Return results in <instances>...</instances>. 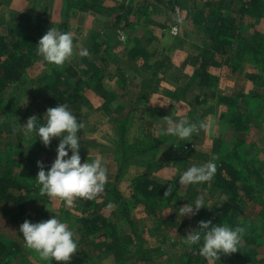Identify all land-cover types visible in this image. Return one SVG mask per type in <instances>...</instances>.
<instances>
[{
  "label": "crops",
  "instance_id": "1",
  "mask_svg": "<svg viewBox=\"0 0 264 264\" xmlns=\"http://www.w3.org/2000/svg\"><path fill=\"white\" fill-rule=\"evenodd\" d=\"M83 1L90 6L84 11L76 7L77 0H0V15H5L2 20L7 21L28 14L30 22L38 21L22 29L26 30V36L42 37L51 27L72 34L74 54L61 66L46 63L37 50L30 52L32 65L35 64L30 70L36 75L33 77L43 78L38 75L45 73L49 77L46 82L52 81L54 70L71 67L78 72L85 63L97 71L75 105L80 108V114L89 113L86 118L82 115L83 126L90 121L96 134L101 127H110L105 139L95 143L100 149L110 151V173L119 193L130 189L129 185L144 175L172 180L193 166L194 161L204 162L215 153L222 143L220 115L225 108L218 99L223 95L246 97L238 101L237 110L247 117L248 132L238 137L250 148L252 145L264 151V100H258L264 98V76L256 83L253 69L244 75L234 74L227 60L222 62L225 57L210 55L208 61L203 60L204 52H196L198 48L190 41L192 30L184 31V25L180 26L184 40L163 36L172 14L164 10L159 0ZM118 8L122 12H117L123 17L122 24L114 23L113 16L109 17L107 12ZM142 13L149 14V22L146 19L143 23ZM8 23L3 25L0 16V30ZM131 28H136L137 33L128 38L130 34L126 31ZM122 34L127 36L126 40H121ZM83 48L88 50V56L79 55ZM104 69L106 74H99ZM202 69L209 75L211 85L198 91L196 76ZM165 117L174 121L186 117L199 130L190 140L165 135ZM209 124L211 130L202 126ZM257 131L262 137L260 144L254 140ZM130 217L134 221L133 214Z\"/></svg>",
  "mask_w": 264,
  "mask_h": 264
},
{
  "label": "rangeland",
  "instance_id": "2",
  "mask_svg": "<svg viewBox=\"0 0 264 264\" xmlns=\"http://www.w3.org/2000/svg\"><path fill=\"white\" fill-rule=\"evenodd\" d=\"M159 1L164 5V10L172 14V17L168 21L169 23H167V29L162 33L163 36L171 35V29L176 27L177 34L175 36L172 35V38L184 40L180 35V26L184 25L182 27L184 31L189 32L192 30L190 41L193 42L195 48H198L196 52L202 54L201 52H206L207 50L203 47V45H207V32L205 31L206 17L215 10H218L221 14L230 17L240 27L238 30L243 39L249 42H253L254 40L260 41V45L263 46L264 55V0H260V5L255 9L249 5V0ZM183 14H185L184 24H181ZM0 16L3 25L9 22L8 26L0 30V34L6 37L7 40L11 38L10 33L21 37L22 29L29 28L38 23L36 20L33 23L30 22L28 14L14 16L7 21L2 20L5 18V15ZM8 17L10 18L9 15L7 19ZM149 17L147 13L141 14L143 23L146 19L149 22ZM122 22L121 20L119 23L122 24ZM125 24H128V22ZM126 32L130 34L128 38L137 33L136 28L128 29ZM202 48H204L203 51H198L199 49L202 50ZM210 55L209 53L208 58ZM249 58V55H244L239 72L244 75L253 69L252 71L256 72L254 73L255 78L253 81L259 83L263 80L262 76H264V56L262 54L257 56L259 63L256 65H254V62L250 64L248 62ZM226 60L227 58L225 57L222 62L224 63ZM233 64H236L235 59L232 61ZM82 65L78 72L84 82L81 87L83 90L86 85H90L93 82L92 75L97 74V71H92L93 68L87 66L86 63ZM32 66L34 67L35 64L32 65L31 63V66L25 71L22 83L18 87L13 85L2 93L5 102L0 109V150L5 153V157H7L6 155H10L14 162V172L19 177L23 175L25 183L29 184L36 181V185L38 186L36 180L39 171L37 162H41L47 171V168L55 160V149L59 143V138H53L49 147H40L41 142L39 137L34 138L32 135H25L22 130L21 125L26 124L29 117L36 116L39 120L48 109L45 103L46 93H44V90L50 86V83H53V80H47L46 82V79L49 77H45V73L38 75L43 78L33 77L36 75L34 72H30ZM99 74L105 75L106 70H102ZM204 93L208 94L206 91ZM6 107L9 109L6 110ZM259 109H257V112H259ZM69 110L76 117L77 121L83 124V114H80V108L73 105L69 107ZM88 114L84 113L83 118H86ZM261 114L262 112H260ZM222 115L224 113L220 115L219 136L221 139ZM91 128L89 121L78 132L81 145V163L103 158V163L108 170V182L104 185L103 190L94 199L90 200V205L85 204L87 199L80 201L77 198L71 206L59 200L48 199L45 203L40 201H36L33 205L28 203L26 207L32 216L40 214L38 222L47 220L52 215H55L73 231L78 249L72 255L69 264H181L184 254L189 249V247L181 243V237L188 234L192 229L197 228L198 223L203 221L207 215H213L228 198L225 192L214 186L218 169L221 168V161L233 166L243 176L241 181L236 182V185L240 188L239 191L243 203L241 207L245 215L244 217H238L236 220L237 225L247 224L246 221H253L248 227L249 232L252 236L258 237L262 241V248L257 249L246 257L247 263L264 264V151L260 152L258 151L259 149L256 150L254 148L256 146L251 145V149L245 145L244 149L238 150L236 154L231 156L230 145L221 148V144L219 143L216 151H214L215 153H212L206 161H201V163H199L200 161H194V165H200L209 161L213 156L216 157L217 170L214 178L206 183L181 186L179 184V173L174 177L176 178V182L175 187L171 191V197L165 201H151L136 197L134 192L136 179L132 186L129 185L130 189L121 190L120 193L116 189L122 201L126 204L125 209L128 214V217H126L122 213V209L113 202V199H109L106 195V190L110 186L115 187L116 183L115 178L110 173V151L106 150L107 146H105L106 151H104L100 149L98 143V145L95 143L96 141L99 142L100 138L105 139L104 137L110 127L97 128L100 131L99 134H96V129ZM259 133L257 131V135H254V140L257 142L262 138ZM251 138H249V143L253 144ZM224 142L226 143V141ZM102 146L104 147V145ZM221 150L225 154L220 155L222 153ZM69 155H71V152H69ZM221 171L220 173L226 176L224 169ZM25 172L27 173L24 176ZM37 191L33 193V196L40 199V188ZM198 196L204 198L205 206L208 208H201L198 214L193 217H180L177 211L179 207L193 201ZM66 211L69 212L68 215H66ZM90 212L104 219V229H101L99 236L103 233L105 237L101 236L102 239L96 238L92 240L93 244H88L86 241L79 244L82 231H79L81 225L76 224V219L82 218ZM71 214L73 215L72 217ZM131 214H133L134 221L131 220ZM9 215L10 211L6 208L0 211V241L6 244L14 242L20 245L22 249L12 257H0L2 258L0 259V264H55L54 261L41 259L34 250L25 246L17 227L10 222L11 217ZM235 227L233 226V228ZM152 233L153 238L151 237ZM240 252L243 255V251ZM142 257L145 259L143 260ZM235 262L234 253H230L228 255L221 254L215 264H235ZM206 263L210 264L204 258V264ZM59 264H63V262H59Z\"/></svg>",
  "mask_w": 264,
  "mask_h": 264
},
{
  "label": "trees",
  "instance_id": "3",
  "mask_svg": "<svg viewBox=\"0 0 264 264\" xmlns=\"http://www.w3.org/2000/svg\"><path fill=\"white\" fill-rule=\"evenodd\" d=\"M248 3L255 9L260 5V0H249ZM75 5L78 9L83 11L90 8L83 0H77ZM119 11L121 12V8L107 10L109 17L113 16L114 23L116 24H119L121 20L123 21L121 14H118ZM205 22V31L207 32V45H205V47L207 50L203 53V60L208 61L207 55L209 53L212 56L217 55L226 57V63L230 64L232 73L236 74L241 69V62L244 55H249L251 61L248 59V62L250 64L254 62V65L259 63L257 58L259 54L264 56L262 50L263 46L260 45V41L254 40L253 42H249L243 39L238 30L240 27L235 24L230 17L221 14L220 11L215 10L206 17ZM25 31L26 30H23L21 32V37H17L13 33H10L11 38L9 40L0 34V109L5 102L2 93L7 91L11 86L16 85V87H18L22 83L23 75L32 63L33 58L30 52L37 50L36 44L41 38L35 35L26 36L27 33ZM234 59L236 64L232 65ZM203 69L200 70L196 76L197 83L195 87L198 88V91H201L199 90L200 88H207L209 86L208 84L211 85V79ZM54 71L53 83L46 89L45 103L47 108L56 107L58 104H67L68 107L77 104L80 100L81 87L84 83L79 73L71 67L59 68ZM246 77L248 79L253 78L251 75H246ZM242 98L246 99V97L241 95H223L218 99L220 105L225 108L224 115H222V128L220 131V135L222 136V139L220 138L222 142L221 148L230 145L231 156L236 154L238 150L244 149L246 145L245 141L238 137L240 133L246 134L248 132L247 117L243 116L242 113L237 110L238 101ZM258 100H264V98L259 97ZM8 109L9 108L6 107V110ZM224 141H226V143ZM43 146L44 145L40 143V147ZM4 154L5 153L0 150V167H2L0 168V211L3 208L10 211V222L17 227L19 232V226L25 220L38 222L40 214L38 213L32 216L26 208L27 204L30 203L33 205L36 201L45 203L49 198L42 195L40 199L34 197L33 193L38 192L37 189L39 188V186L36 185V181L30 182L29 184L25 183L23 181V175L19 177L14 172V162L10 155H6L7 157H5ZM223 154L225 153L222 151L220 155ZM220 165L221 168L218 169L214 186L225 192L228 198L220 205L213 215H207L203 221H211L212 224L233 227L237 226L236 220L238 217H244L245 215L241 207L243 203L241 201L240 188L236 185V182L239 180L241 181L243 176L233 166L223 161L220 162ZM222 169H224L226 176L220 173ZM27 172L24 173V176ZM175 180L176 178L166 181L150 175H144L135 181L134 192L136 197L151 201H165L168 200L171 195H164V193L168 191L170 187L171 189L175 187ZM106 195L109 199H113V202L122 209V213L128 217L127 210L125 209L126 204L122 201L116 187L110 186V188L106 190ZM82 199L83 198H79L80 201ZM85 204L90 205L91 201L87 199ZM246 222L247 224H239L245 231L242 235L238 251L234 253L235 264H248L246 257L254 253L257 249L262 248L261 239L252 236L249 232L248 227L253 221L250 220V222ZM76 224L81 225L79 231H82L79 244L85 241L88 244H93L92 240L105 237L103 233L101 234L102 237L99 236L101 229H104L105 225L104 219L99 215H93L92 212H90L84 217L76 219ZM21 249L22 247L14 242L6 244L0 241V257H12L16 255L19 250L21 251ZM198 249V245L189 248L184 254L181 264H204V257L199 254ZM240 251H243V255ZM142 258L143 260L145 259L144 257Z\"/></svg>",
  "mask_w": 264,
  "mask_h": 264
},
{
  "label": "clouds",
  "instance_id": "4",
  "mask_svg": "<svg viewBox=\"0 0 264 264\" xmlns=\"http://www.w3.org/2000/svg\"><path fill=\"white\" fill-rule=\"evenodd\" d=\"M121 35V40H126ZM37 55L46 63L61 66L74 54L73 36L50 28L38 41ZM81 57L89 55L86 48L79 51ZM167 127L163 134L172 135L180 140H190L198 129V125L188 121L186 117L174 121L165 117ZM42 121V122H41ZM25 135L39 137L40 142L48 147L53 138H59L55 149L56 157L50 167L45 170L41 162H37L39 171L36 176L40 194L52 200H59L71 206L77 198L94 199L108 182V170L103 158L81 163L80 137L78 132L83 128L67 104H58L48 108L41 119L31 116L26 124L21 125ZM211 130V124L202 125ZM71 152V155H69ZM216 157L209 161L193 165L178 175L179 184L188 186L210 182L216 173ZM171 187L164 195H171ZM205 206V200L198 196L193 201L179 207L180 217L196 216ZM245 229L239 225L235 228L227 225L212 224L211 221H200L198 227L181 237V243L189 248L199 246V254L210 264H215L220 255H228L238 251ZM19 233L25 246L34 250L45 261L69 264L72 255L77 251V242L69 226L55 215L47 220L31 222L25 220L19 226Z\"/></svg>",
  "mask_w": 264,
  "mask_h": 264
},
{
  "label": "built area",
  "instance_id": "5",
  "mask_svg": "<svg viewBox=\"0 0 264 264\" xmlns=\"http://www.w3.org/2000/svg\"><path fill=\"white\" fill-rule=\"evenodd\" d=\"M171 35L175 36L177 34V28L173 27L170 31Z\"/></svg>",
  "mask_w": 264,
  "mask_h": 264
}]
</instances>
